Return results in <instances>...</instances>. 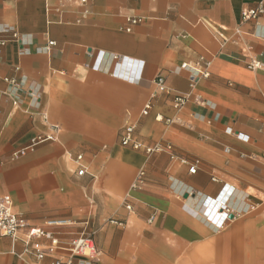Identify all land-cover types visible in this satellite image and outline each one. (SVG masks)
Returning a JSON list of instances; mask_svg holds the SVG:
<instances>
[{
	"label": "crops",
	"instance_id": "1",
	"mask_svg": "<svg viewBox=\"0 0 264 264\" xmlns=\"http://www.w3.org/2000/svg\"><path fill=\"white\" fill-rule=\"evenodd\" d=\"M3 26L0 196L28 225L91 233L92 264H264V0H0ZM24 248L0 234V264L68 257Z\"/></svg>",
	"mask_w": 264,
	"mask_h": 264
},
{
	"label": "built area",
	"instance_id": "2",
	"mask_svg": "<svg viewBox=\"0 0 264 264\" xmlns=\"http://www.w3.org/2000/svg\"><path fill=\"white\" fill-rule=\"evenodd\" d=\"M263 8L261 5H257L256 8L245 9L242 11V18L250 19L256 18ZM133 22L136 20H132ZM1 33H12L11 38L15 39L20 44V51L24 52L22 49V40L18 37L16 31L10 26H3L0 28ZM8 38H0V54ZM54 41H49L48 46L53 45ZM202 61V58L199 62ZM248 65L251 69L261 68L263 63L259 59H254L250 61ZM209 62H205V68H198L195 65H189L187 63H182L180 68L189 70V81L190 85L193 86L199 78H206L209 75L207 66ZM157 83H163L162 77L157 78ZM187 97L185 95H176L173 99L175 107H181L185 104ZM150 103H146L141 110V114L145 115L148 112ZM134 126L126 125L122 129L120 136V144L123 146H128L133 149L143 148L146 153H151L153 151L162 150L161 144L146 145L140 140L136 139L133 135ZM52 135L38 136L33 139L29 145L21 148L15 154H24L28 149L32 148L38 142L44 141L46 139H52ZM170 148V145L166 146ZM82 155H77L75 160L80 162ZM197 161L189 167V171L194 173ZM85 173L84 166L79 164L77 169L78 175H83ZM142 172H140V175ZM127 209H130V205H126ZM229 211V208H228ZM154 216H151L149 222H152ZM50 224L56 223L55 221H50ZM0 234L4 236H9L14 241H22L24 243V252L31 253L36 258L42 259L46 255V251H52L53 249H61L68 253V257H55L51 264H92L99 260L100 252L96 246V243L92 237L91 233L81 232L79 235L74 237L69 245L60 246L58 239L53 236L50 231L44 230L41 227L30 226L26 223L25 219L17 213L13 208V202L9 195L0 196ZM34 237H44L49 240V245L43 246L38 241H34Z\"/></svg>",
	"mask_w": 264,
	"mask_h": 264
},
{
	"label": "rangeland",
	"instance_id": "3",
	"mask_svg": "<svg viewBox=\"0 0 264 264\" xmlns=\"http://www.w3.org/2000/svg\"><path fill=\"white\" fill-rule=\"evenodd\" d=\"M249 205V207H252V204L250 205V204H248ZM263 206H264V204H263Z\"/></svg>",
	"mask_w": 264,
	"mask_h": 264
}]
</instances>
